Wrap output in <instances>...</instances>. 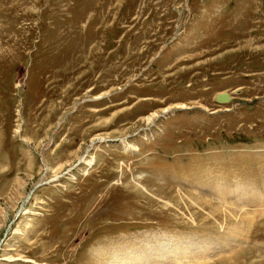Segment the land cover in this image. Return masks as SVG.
<instances>
[{
  "label": "rangeland",
  "instance_id": "374dc122",
  "mask_svg": "<svg viewBox=\"0 0 264 264\" xmlns=\"http://www.w3.org/2000/svg\"><path fill=\"white\" fill-rule=\"evenodd\" d=\"M135 263L264 264V0H0V264Z\"/></svg>",
  "mask_w": 264,
  "mask_h": 264
},
{
  "label": "water",
  "instance_id": "95a60500",
  "mask_svg": "<svg viewBox=\"0 0 264 264\" xmlns=\"http://www.w3.org/2000/svg\"><path fill=\"white\" fill-rule=\"evenodd\" d=\"M215 99H216V101L221 102V103L227 102L230 100V95L227 92L218 93V94H216ZM162 115H165V113H163ZM42 183H44V182L37 184V186L41 185ZM15 216H16V214H15Z\"/></svg>",
  "mask_w": 264,
  "mask_h": 264
},
{
  "label": "bare ground",
  "instance_id": "6f19581e",
  "mask_svg": "<svg viewBox=\"0 0 264 264\" xmlns=\"http://www.w3.org/2000/svg\"><path fill=\"white\" fill-rule=\"evenodd\" d=\"M136 264V263H135Z\"/></svg>",
  "mask_w": 264,
  "mask_h": 264
}]
</instances>
